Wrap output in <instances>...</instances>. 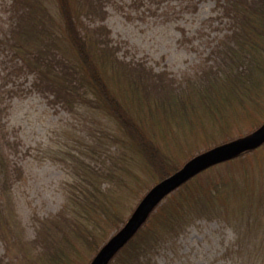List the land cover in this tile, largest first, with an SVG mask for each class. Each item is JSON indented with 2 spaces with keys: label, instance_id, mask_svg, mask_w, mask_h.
I'll use <instances>...</instances> for the list:
<instances>
[{
  "label": "rangeland",
  "instance_id": "374dc122",
  "mask_svg": "<svg viewBox=\"0 0 264 264\" xmlns=\"http://www.w3.org/2000/svg\"><path fill=\"white\" fill-rule=\"evenodd\" d=\"M11 2L0 0V226L9 227L11 224L12 228L18 230L13 235L14 243L6 241L10 248L5 247V237L0 238V264H8V254L18 255L19 249L23 248L20 246L22 242L33 243L35 240L39 249L46 236L53 241V248L66 243L56 241L55 225L61 220L58 218L52 222L51 219L59 217L67 203V208L72 209L68 196L71 185L78 182L74 176L77 161L96 166V170H111L114 168L112 166H118L116 169L121 180L118 177L116 179L121 181L120 193L121 197H126V201H123L126 210L137 202L131 196L137 193L136 187L140 195L141 183L148 181L144 187L145 192L141 194L143 198L139 208L154 187L180 171L191 159L217 147L250 139L264 127V124L261 125L264 121V108L260 107L261 113H258L259 106L254 103L257 97L264 101V90L260 89L256 96L253 87L245 91L247 94L233 96L225 104L218 102L216 108H212L215 100L225 95H202L197 91L209 77L214 80L217 74L223 72L228 60L220 53L221 50H233L232 47H235L231 39L232 31L236 20L240 19L235 16L238 10L244 12L253 0H239V7H236L238 10L229 16L224 12L226 7L222 0H105L104 12L98 14L104 16L103 19L96 15L83 16L82 21L86 27L98 31L106 27L109 31L104 38L108 47L114 49L118 60L128 66L118 74L121 77L119 83L115 80L111 82L112 90L128 112L130 122L137 124L146 134L157 137L155 141L160 151L158 160H163V165L175 169L156 183L149 181H157L159 169L149 168L139 156L124 153L119 147H104L110 157L107 160L102 158L100 161L89 155V151L100 148L94 142L93 135L105 131L123 137L115 122L102 109L97 108L95 99L91 100L92 104L85 105L90 99L85 95V102L70 101V106L57 101L52 93L36 89L33 85L34 75L27 67L21 69L22 61L15 58L9 48L10 31L15 23L8 10ZM50 7L54 15H57L53 3H50ZM261 69H264V63ZM148 75H153L156 84L160 76L166 75L180 97L175 100L169 96L171 92L165 93L172 99L166 100V106H163L158 100L161 96L158 91L162 89L147 80ZM140 80H143L144 85L147 84L150 91L139 87ZM130 83H135L139 90ZM84 90L82 88L80 91ZM256 114L260 115L259 122L249 124L250 115ZM228 133L225 136L227 143L221 145L222 137ZM239 135L245 136L239 138ZM232 138L239 139L230 140ZM100 141L104 145L107 143L103 135ZM122 148L126 149L124 146ZM241 154L243 161H237L235 166L223 164V161L237 155L207 164L158 199L129 239L109 260L114 264H120V258L128 261L120 253L124 252L126 244L143 226L149 213L156 206L158 209L165 206V203L167 207L173 205L174 197L179 196L176 193L194 190L196 184H193L194 188L192 182L196 177L201 178L203 183L202 187L196 188L201 200H215L214 193L217 198H221L218 204L226 198L235 199L234 204L245 205L241 220L244 229L260 225L259 228L264 231V142L238 155ZM103 173L107 174V171ZM221 175L223 181H215ZM89 178L94 179L104 193L107 189L118 191L109 181L98 180V177ZM135 178L142 182L136 185ZM190 181V187L183 185ZM216 182L228 188L216 192L213 189ZM131 184L136 186L129 188ZM230 187H235L238 194L235 195ZM127 221L121 225L120 230L110 233L107 243L98 254L117 236ZM87 226L91 229L96 227L94 224ZM234 228L223 217L198 219L175 242L159 250L155 264H264V235L258 234L259 229H253L240 240L242 243L239 245ZM3 234L5 231L0 229V236ZM139 246L150 248L148 242H141ZM155 246L158 244H154L153 248ZM27 250L32 256L31 248ZM84 250L86 257L87 247H83L78 256L80 261ZM45 253L48 256L56 254L57 258L65 254L63 250ZM21 259L19 254L10 263L24 264ZM91 259L93 261L94 258ZM84 261L85 258L82 263Z\"/></svg>",
  "mask_w": 264,
  "mask_h": 264
},
{
  "label": "trees",
  "instance_id": "16d2710c",
  "mask_svg": "<svg viewBox=\"0 0 264 264\" xmlns=\"http://www.w3.org/2000/svg\"><path fill=\"white\" fill-rule=\"evenodd\" d=\"M222 1L226 7L224 12L228 16L236 13L238 10H236V7H239V0ZM50 3H53L57 15H54L50 9ZM104 6L105 0H12L8 10L15 23L10 31L9 48L14 53V57L22 61L20 64L22 65L20 66L21 69L22 67H27L28 71L34 75L35 81L33 85L37 90L52 93L57 98V101L64 102L70 106H72L70 101H84V97L87 95L90 99L87 102L84 101L85 105L87 103L92 104L91 100L95 99L98 104L97 108L102 109L104 114L115 122L123 137L117 136V133L111 134L105 131L104 133L102 131L97 136L93 135L94 142H97L100 148L97 151H89V155H93L100 161H102V158L107 160L110 157L104 147H109L110 145L119 147L124 153L130 152L139 156L140 160L143 163L145 162L149 168L159 169L157 181H149L156 183L166 178L175 169L163 165V160H158L160 151L157 149L158 143L155 141L157 137L146 134L137 124L130 122L128 112L119 103L117 96L112 90V85H110L111 82L115 81L119 83L121 77L118 74L128 66L125 62L118 60L114 49L108 47L106 39H104L109 33L106 27V29L103 27V31H98L97 29L86 27L82 21L83 16L86 15H96V17L103 19L104 16L98 14L101 11L104 12ZM235 18H240L236 20V26L233 27L232 31L231 39L235 47H232L233 50H221L220 53L228 60V63L224 65L223 72L217 74L218 77L216 76L214 80H210L211 78L209 77L197 90L198 94L202 95L209 93L225 95L216 99L213 103L215 106L212 108H216L218 102H224L223 104H225L233 96L241 97L243 93L247 94L246 90L249 91L253 87H255L256 96H258L260 89L264 90V69L260 70V66L264 63V0H253L245 8L244 12L238 10ZM52 61H54L53 64ZM132 68L134 69L135 67ZM146 77H149L147 80L152 81L155 87L162 89L161 91H154H158L161 94L158 100L163 106H166V100H171L172 98L177 100L180 97L178 90L173 87L171 81H168L170 78L167 79L166 75L160 76L157 84L153 75ZM78 83L79 85L75 87L74 85ZM139 84H141L139 87L150 91L147 88V84L144 85L143 80H140ZM130 85L135 86L137 91L139 90L135 83H130ZM82 88L85 90L81 92ZM87 91H90V93H87ZM168 92L172 93L169 95L172 98L165 94ZM254 103L257 104V107L259 106L258 110L255 109V111L257 110L258 113H261V108H264L263 99L257 97ZM259 116L257 114L255 116L250 115L248 123L259 122ZM263 124L264 121L261 122V125ZM102 135L107 140L106 145L100 141ZM228 135L229 133L222 137L221 145L227 143L228 140H225L227 138L225 136ZM244 136L239 135L238 137L242 138ZM122 146L126 149L124 150ZM241 156L242 154L225 160L223 164L235 166L237 161L239 163L243 161ZM75 167L74 176L78 182L73 183V187L71 185L69 188L71 193L68 196V202H71L70 206L72 209L69 210L70 208H67V203L63 207L65 211L59 217L56 216L51 219L52 222L58 220V218L61 220L58 225H55L56 241L60 240L66 243L53 248V241H50L49 237L46 236L48 240L47 238L42 239L41 248L39 249L35 240L34 242L32 241L33 243L29 242L31 244L22 242L20 246L23 248L19 249L18 255L8 254V257L12 258H9L8 264L16 260L19 254L24 264H81L84 258L85 261L82 264H91L92 259L90 260V258L98 255L100 249L107 243V237H109L110 233L120 230L121 225L134 214L141 202V194L145 192L144 187L148 181L142 184L139 178H135L136 185L137 182L141 183L142 191L139 195V188L136 187L137 193H134L135 195L132 193L131 196L137 202L126 210L123 202L126 201V197H121L120 193L121 181L116 179V177L119 178L116 169L118 166H112L114 168H111V170L109 168H98L96 170V166H89L77 161ZM243 169L246 170L244 165ZM104 170L107 171V174L103 173ZM90 176L113 183L118 191L111 192V189H107L106 193H104L95 180L89 178ZM213 178L217 177L214 176ZM217 179L215 181H223L222 175ZM201 180V178L196 177L193 182H186L183 185L190 187L192 182V185L196 184L198 189V187L203 186ZM208 183L210 182L208 181ZM216 183L217 185L213 184V189L216 192L221 188H228L225 184ZM136 185L131 184L129 188ZM193 186L195 188V185ZM196 188L190 192L176 193L175 195L179 196L174 197L175 203L171 204L170 207H167L166 203L162 208L157 209L156 206L155 209L157 210L155 212V209L152 210L153 214L149 213L143 226L138 229L126 244L124 252L120 253V256L124 255L128 260L125 262L120 258V264H155L159 250L164 248L165 245L175 242L179 235L201 218L223 217V219L228 220L235 227L234 229L240 242L239 245L242 243L240 240L248 236L253 229H259L258 234L264 235V231L259 228L260 225H256L253 228L249 226L244 229L242 222V214L245 213L244 204L236 205L234 204L235 199L232 200L230 198H226L221 204H218L221 202L218 199L221 198H217L216 193H214L215 200H206V198L201 200L197 196L199 191ZM230 188L235 195L238 194L235 187ZM171 198L168 199L169 202ZM222 212L225 214L222 215ZM89 224H94L96 227L91 229L87 226ZM0 229L5 231V234L1 235L0 238L4 236L5 247L6 249L10 248L6 241L14 243L13 235L18 229L12 228L11 224L9 227L2 228L0 226ZM68 229L70 230L67 233ZM70 241L72 243H68ZM36 242L40 243L38 240ZM141 242H148L150 248L143 249V247L139 246ZM154 244H158V246L153 248ZM137 245L138 247H136ZM83 247H87L86 257L84 250L83 258L80 261L78 256H80ZM28 248H31L32 256L28 252ZM58 250L65 252L63 257L58 255L59 258H57L56 254L48 256L45 253V251L53 253ZM108 264H114V262L111 260Z\"/></svg>",
  "mask_w": 264,
  "mask_h": 264
},
{
  "label": "water",
  "instance_id": "95a60500",
  "mask_svg": "<svg viewBox=\"0 0 264 264\" xmlns=\"http://www.w3.org/2000/svg\"><path fill=\"white\" fill-rule=\"evenodd\" d=\"M262 142H264V127L259 133L255 134L250 139L217 147L216 149H212L211 151L188 161L180 171H177L172 176L166 178L149 192L136 210L135 214L129 221H127L117 236L104 248L93 264H104L111 255L129 239L135 228L144 220L155 202L179 183L188 179L207 164L225 159L227 156L232 157L238 155Z\"/></svg>",
  "mask_w": 264,
  "mask_h": 264
},
{
  "label": "bare ground",
  "instance_id": "6f19581e",
  "mask_svg": "<svg viewBox=\"0 0 264 264\" xmlns=\"http://www.w3.org/2000/svg\"><path fill=\"white\" fill-rule=\"evenodd\" d=\"M98 256H99V254L98 255H96L95 257H94V259H93V261H92V263L91 264H93L94 262H95V260L98 258ZM109 259L104 263V264H108L109 263Z\"/></svg>",
  "mask_w": 264,
  "mask_h": 264
}]
</instances>
